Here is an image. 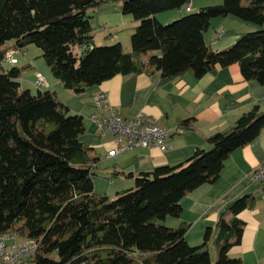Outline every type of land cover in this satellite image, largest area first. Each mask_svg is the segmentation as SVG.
<instances>
[{
  "label": "trees",
  "instance_id": "trees-1",
  "mask_svg": "<svg viewBox=\"0 0 264 264\" xmlns=\"http://www.w3.org/2000/svg\"><path fill=\"white\" fill-rule=\"evenodd\" d=\"M102 1L0 0V233L38 240L28 259L33 264H212L211 227L200 244L192 245L185 239L188 224L171 227L163 220L179 216L183 195L213 182L229 154L259 134L264 110L253 105L208 137L209 148L143 171L133 187L109 198L94 190L93 167L100 157L79 139L85 131L82 116L71 113L53 91L21 88L22 68L3 66L4 45L9 40L17 48L35 44L53 76L75 93L118 73L155 68L168 80L187 70L200 77L216 65L233 63L243 78L264 84V0H221L165 23L157 13L190 0H122V13L138 22L130 52L120 42L94 43V28L84 15ZM225 15L257 29L214 51L203 33L212 18ZM156 50L160 54L146 62L139 58ZM191 120L182 119L179 127ZM250 206L251 198L242 195L220 213L214 264H242L228 250L241 240L244 222L237 214Z\"/></svg>",
  "mask_w": 264,
  "mask_h": 264
},
{
  "label": "crops",
  "instance_id": "crops-1",
  "mask_svg": "<svg viewBox=\"0 0 264 264\" xmlns=\"http://www.w3.org/2000/svg\"><path fill=\"white\" fill-rule=\"evenodd\" d=\"M207 1L199 2L197 7L221 2ZM121 3L122 0H106L88 9L94 12L92 27L98 24L110 29L109 27H117L129 21L127 16L122 15L124 13L121 11ZM181 15L183 14L180 9H171L157 13L156 18L165 23ZM255 29L256 25L235 16H218L210 20L203 38L209 48L218 51L233 44L243 33ZM107 36H110V40L117 39V34L113 31ZM30 46L17 48L15 41L10 40L4 45L6 49L14 50L17 60L14 64L26 71L18 79L21 88L32 92L33 86L36 90L53 91L71 113L82 116L85 131L79 139L92 147V153L110 160L112 167L109 168V182H118L116 189L133 187L134 177L143 171H150L163 164H177L189 157L196 148H209L208 137L228 128L253 105L264 110V84L243 78L237 63L216 65L200 77H195L192 71L187 70L168 80H163L160 70L155 68L139 73H118L97 85L86 87L83 92L75 93L64 88L53 76L41 56V50L32 49ZM152 54L159 55L160 51H148L139 58L146 62ZM36 72L45 77L46 87L35 85ZM99 90L106 93L109 103L119 116L129 119L142 112L167 127V149L161 151L156 147H136L107 157L106 151L114 147L112 137L109 135L108 141H104L108 134H101L99 127L90 118L91 114L106 113L92 103V96ZM185 118L192 120L187 127L180 130L179 122ZM261 162H264V127L254 139L229 154L219 176L213 182L203 183L183 195L180 199V215L167 216L163 223L171 227H177L182 222L188 224L185 239L192 245L200 244L205 229L211 227L209 240L214 244L216 222L220 213L225 210L230 200L248 195L251 206L237 214L244 222L241 240L229 248L228 255L240 258L242 264H264V196L259 185L251 183L246 177ZM225 217L228 219L231 214L226 213ZM210 259L212 262L211 254Z\"/></svg>",
  "mask_w": 264,
  "mask_h": 264
},
{
  "label": "built area",
  "instance_id": "built-area-1",
  "mask_svg": "<svg viewBox=\"0 0 264 264\" xmlns=\"http://www.w3.org/2000/svg\"><path fill=\"white\" fill-rule=\"evenodd\" d=\"M185 9L187 11L191 9V2L185 5ZM220 34L221 31L218 35ZM4 61L9 63L17 61L13 49H7ZM34 83L37 87L47 86V81L40 72L35 73ZM92 103L106 112L103 115L91 114L90 118L99 127L101 134L112 137L114 147L106 151L107 157L116 156L136 147H156L161 151L167 149L166 139L169 130L156 119L142 112L129 119L119 116L103 90L97 91L92 96ZM246 177L251 183L259 185L264 196V162L249 171ZM37 248L38 240L25 239L16 232L0 233V264H26L36 253ZM75 264H86V262Z\"/></svg>",
  "mask_w": 264,
  "mask_h": 264
},
{
  "label": "rangeland",
  "instance_id": "rangeland-1",
  "mask_svg": "<svg viewBox=\"0 0 264 264\" xmlns=\"http://www.w3.org/2000/svg\"><path fill=\"white\" fill-rule=\"evenodd\" d=\"M191 2V9L190 11H186L185 5H183L180 8H176L177 10L180 9L182 14L188 13V12H196L198 11L199 7L198 4L199 2L202 3L203 0H190ZM207 2H214L213 0H208ZM194 3V6H193ZM212 4H219V3H212ZM211 5V4H208ZM123 16H127L129 21L125 22L122 25H119L117 27H109L110 29H107L105 27H100L98 24H95L94 26V40L96 45H110L115 42H120L122 45V48L125 52H130L131 51V41H130V35L133 33L135 26L137 25L138 22L133 20L132 16L130 14H122ZM178 18V17H177ZM175 18V19H177ZM172 19V20H175ZM170 20V21H172ZM167 21V22H170ZM117 34V39L116 40H110V36H107L109 32H112ZM109 37V38H108ZM14 41V40H10ZM32 49H40L38 48L35 44H30ZM26 50V49H24ZM3 66L5 69H10L12 66H18V64H13L9 63L7 61L3 62ZM25 70L21 71V75L23 74ZM26 73V71L24 72ZM32 88V93H36V89L31 86ZM104 141H108L109 135L104 137ZM100 157V155L98 154ZM112 167L110 160L108 158H105L104 156L100 157L99 160L94 164L93 167V184H94V190L95 192L99 194H105L109 198H113L116 194V192L120 189H116L117 183H111L109 182V178L111 177V174H109V168ZM119 184V183H118ZM119 186V185H118ZM134 186V185H133ZM130 188V187H127ZM126 188V189H127ZM121 191V190H120ZM212 240H208L207 246H208V251L210 252L212 256V264L215 263L216 260V247L213 243H211ZM31 262H29L30 264Z\"/></svg>",
  "mask_w": 264,
  "mask_h": 264
},
{
  "label": "water",
  "instance_id": "water-1",
  "mask_svg": "<svg viewBox=\"0 0 264 264\" xmlns=\"http://www.w3.org/2000/svg\"><path fill=\"white\" fill-rule=\"evenodd\" d=\"M93 17H94L93 11L85 12L84 19H87L91 26H93Z\"/></svg>",
  "mask_w": 264,
  "mask_h": 264
}]
</instances>
